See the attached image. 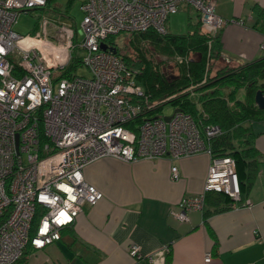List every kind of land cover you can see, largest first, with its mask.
Returning a JSON list of instances; mask_svg holds the SVG:
<instances>
[{
	"label": "built area",
	"instance_id": "built-area-1",
	"mask_svg": "<svg viewBox=\"0 0 264 264\" xmlns=\"http://www.w3.org/2000/svg\"><path fill=\"white\" fill-rule=\"evenodd\" d=\"M186 4L214 31L227 24L216 14L215 0H86L82 42L76 44L75 31L60 25L57 46L48 37V19L41 24L44 35L16 30L22 14L48 8L49 0H0V264H15L29 242L43 250L59 241L63 229L103 199L84 171L104 158L134 163L207 153L211 164L203 191L181 199L170 211L181 222L203 211L208 192L240 200L235 160L212 156L209 142L220 134L219 127H207L203 135L194 118L179 109L146 119L136 130L127 127L159 102L142 103L144 93L122 58L101 47L123 33H167L168 20ZM78 49L91 76L59 78ZM171 178L179 179L177 167ZM130 254L155 264L139 245ZM211 260L206 253L205 261Z\"/></svg>",
	"mask_w": 264,
	"mask_h": 264
},
{
	"label": "crops",
	"instance_id": "crops-1",
	"mask_svg": "<svg viewBox=\"0 0 264 264\" xmlns=\"http://www.w3.org/2000/svg\"><path fill=\"white\" fill-rule=\"evenodd\" d=\"M215 2L216 14L227 21L221 42L230 64L264 57V0ZM254 129L263 158L243 206L209 217L191 212L186 222L170 215L181 199L203 191L211 164L207 153L134 163L104 158L84 171L103 199L63 229L59 241L43 250L30 249L26 264H136L133 245L155 264H165L168 252L170 264H264V123ZM172 167L178 168L177 180L171 178ZM208 252L210 262L205 261Z\"/></svg>",
	"mask_w": 264,
	"mask_h": 264
},
{
	"label": "trees",
	"instance_id": "trees-1",
	"mask_svg": "<svg viewBox=\"0 0 264 264\" xmlns=\"http://www.w3.org/2000/svg\"><path fill=\"white\" fill-rule=\"evenodd\" d=\"M53 2L49 0V5ZM184 6L187 7L189 21V30L184 35L172 34L169 29L165 34L154 30L126 33L131 37L133 54H121L115 36L106 39L105 44L122 58L131 71L137 87L144 93L141 102L144 103L145 99L152 104L159 102L153 109H145L127 127L136 130V125L146 119L163 116L167 104H171L174 110L190 114L203 135L207 127H219L220 134L209 142L212 156L235 160L241 195L240 200L235 201L223 192H208L203 212L205 217H209L243 206L260 174L263 155L256 147L259 133L254 125L264 123V110L256 104L257 92L264 94V57L232 66L222 49L223 28L217 31L208 28L197 10L187 4ZM193 12H196L198 19L194 18ZM146 44L166 56L165 60L150 58ZM80 66L81 57L75 54L59 78L74 77ZM39 220L40 216L37 215L30 232L31 238ZM32 248L29 242L22 258L15 264H26ZM136 264L152 263L143 258ZM165 264H170V252L166 254Z\"/></svg>",
	"mask_w": 264,
	"mask_h": 264
},
{
	"label": "rangeland",
	"instance_id": "rangeland-1",
	"mask_svg": "<svg viewBox=\"0 0 264 264\" xmlns=\"http://www.w3.org/2000/svg\"><path fill=\"white\" fill-rule=\"evenodd\" d=\"M85 1L86 0H54V2L49 5L48 8L31 11L28 14H22L19 18V23L16 26V30L22 35H34L36 32L44 35V30L41 24H43L45 19H48L50 23L48 25L47 34L48 37L52 39V43L56 44L57 46L60 45V39L58 36L62 33L58 26L63 25L75 31L77 36L75 43L80 44L83 40L80 32L82 30V22L84 19V13L81 7ZM193 13L194 18L198 19L196 12ZM188 22V12L184 9V6H182L176 15L170 17L168 29L172 34L184 35L189 30ZM114 38L122 50L121 54H133V51L130 48V35L123 33L119 36H115ZM145 46L147 54L150 58L154 59L155 61L165 60L166 56L155 51L152 46L149 44H146ZM75 54L82 55L83 52L78 49ZM169 60L170 58L168 61ZM171 72L173 73V71ZM77 74L87 78L91 76L88 69L84 66H80L78 68ZM173 112L174 107L171 104H167L164 107L162 115L168 116Z\"/></svg>",
	"mask_w": 264,
	"mask_h": 264
},
{
	"label": "water",
	"instance_id": "water-1",
	"mask_svg": "<svg viewBox=\"0 0 264 264\" xmlns=\"http://www.w3.org/2000/svg\"><path fill=\"white\" fill-rule=\"evenodd\" d=\"M103 50L108 49L107 45L105 43H102L101 45ZM256 104L259 109L264 110V94L261 91H258L256 94ZM171 117H166L165 120L169 121Z\"/></svg>",
	"mask_w": 264,
	"mask_h": 264
},
{
	"label": "bare ground",
	"instance_id": "bare-ground-1",
	"mask_svg": "<svg viewBox=\"0 0 264 264\" xmlns=\"http://www.w3.org/2000/svg\"><path fill=\"white\" fill-rule=\"evenodd\" d=\"M86 180V179H85ZM87 181V180H86ZM88 182V181H87Z\"/></svg>",
	"mask_w": 264,
	"mask_h": 264
}]
</instances>
